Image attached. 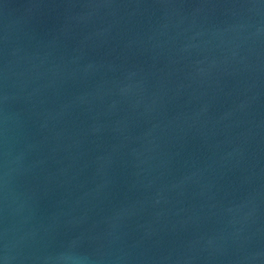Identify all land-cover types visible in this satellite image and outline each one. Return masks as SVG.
Wrapping results in <instances>:
<instances>
[{
    "label": "water",
    "instance_id": "1",
    "mask_svg": "<svg viewBox=\"0 0 264 264\" xmlns=\"http://www.w3.org/2000/svg\"><path fill=\"white\" fill-rule=\"evenodd\" d=\"M0 264H264V0H0Z\"/></svg>",
    "mask_w": 264,
    "mask_h": 264
}]
</instances>
